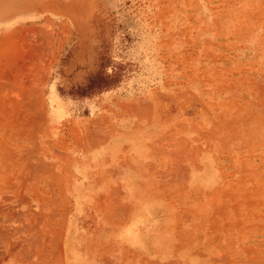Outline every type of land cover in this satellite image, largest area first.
<instances>
[{
	"label": "rangeland",
	"instance_id": "obj_1",
	"mask_svg": "<svg viewBox=\"0 0 264 264\" xmlns=\"http://www.w3.org/2000/svg\"><path fill=\"white\" fill-rule=\"evenodd\" d=\"M48 94H155L165 170L187 185L209 162L207 218L176 264H264V0H0V264L58 257Z\"/></svg>",
	"mask_w": 264,
	"mask_h": 264
},
{
	"label": "crops",
	"instance_id": "obj_2",
	"mask_svg": "<svg viewBox=\"0 0 264 264\" xmlns=\"http://www.w3.org/2000/svg\"><path fill=\"white\" fill-rule=\"evenodd\" d=\"M56 96L48 94V103L65 153L64 218L56 260L41 254L33 263L176 264L194 257L179 255L186 248L178 243L189 242L183 237L207 218L208 156L189 162L187 185L178 181L185 172L165 170L160 119L145 114L155 94ZM76 124L78 134L71 132ZM3 264H17L16 257Z\"/></svg>",
	"mask_w": 264,
	"mask_h": 264
},
{
	"label": "bare ground",
	"instance_id": "obj_3",
	"mask_svg": "<svg viewBox=\"0 0 264 264\" xmlns=\"http://www.w3.org/2000/svg\"><path fill=\"white\" fill-rule=\"evenodd\" d=\"M237 106V105H236ZM253 106V105H252ZM200 110V109H199ZM258 112V111H257ZM262 113V112H261ZM260 114V113H259ZM234 115V114H233ZM248 119V118H247ZM257 119V118H256ZM255 120V119H254ZM258 120V119H257ZM184 127V126H183ZM230 128H232V127H230ZM232 134V133H231ZM243 140V139H242ZM245 141V140H244ZM232 142H235L234 140L232 141ZM184 143V142H183ZM185 145V144H184ZM222 146H223V144H222ZM183 149V148H182ZM183 152H184V150H182ZM196 156V155H195ZM191 158V157H190ZM196 158V157H195ZM177 165V164H176ZM170 167V166H169ZM176 167H174V169H175ZM177 169V168H176ZM170 170V169H169ZM180 170V169H179ZM177 171V170H176ZM173 172V171H172ZM172 172H170V175H172L173 176V174H171ZM181 172V171H180ZM167 173V172H166ZM181 173H183V172H181ZM164 174V172L162 173V175ZM174 174H176V173H174ZM162 175H160V176H162ZM166 175V174H165ZM176 175H178V173L176 174ZM180 175V174H179ZM163 177V176H162ZM174 177V176H173ZM169 178H171L170 176H169ZM181 178H183V177H181ZM186 178V177H185ZM168 179V178H167ZM180 179V178H179ZM174 180V179H173ZM175 180H177V179H175ZM174 180V181H175ZM180 181V180H179ZM184 181V180H183ZM184 184V183H183ZM223 255V254H222ZM221 255V256H222ZM223 258V257H222Z\"/></svg>",
	"mask_w": 264,
	"mask_h": 264
}]
</instances>
